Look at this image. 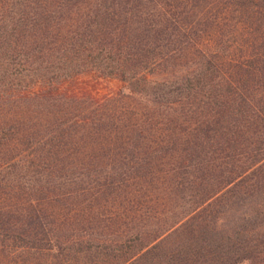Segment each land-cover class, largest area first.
I'll return each mask as SVG.
<instances>
[{
	"label": "trees",
	"instance_id": "16d2710c",
	"mask_svg": "<svg viewBox=\"0 0 264 264\" xmlns=\"http://www.w3.org/2000/svg\"><path fill=\"white\" fill-rule=\"evenodd\" d=\"M0 264H264V0H0Z\"/></svg>",
	"mask_w": 264,
	"mask_h": 264
}]
</instances>
